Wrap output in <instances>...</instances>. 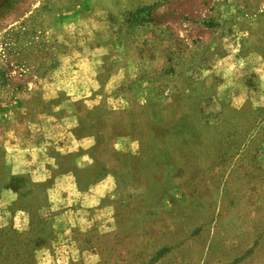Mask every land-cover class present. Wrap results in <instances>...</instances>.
Segmentation results:
<instances>
[{"label":"rangeland","instance_id":"obj_1","mask_svg":"<svg viewBox=\"0 0 264 264\" xmlns=\"http://www.w3.org/2000/svg\"><path fill=\"white\" fill-rule=\"evenodd\" d=\"M226 54L262 88L264 0H0V186L7 142L32 138L67 97L52 71L89 58L99 103H71L76 129L96 136L97 171L113 173L124 202L53 264H264V106L219 100L218 77L192 72ZM128 59L141 73L107 84ZM119 92L127 103L113 108ZM233 138L248 148L238 159L220 147ZM3 224L0 264H37L29 232Z\"/></svg>","mask_w":264,"mask_h":264},{"label":"crops","instance_id":"obj_2","mask_svg":"<svg viewBox=\"0 0 264 264\" xmlns=\"http://www.w3.org/2000/svg\"><path fill=\"white\" fill-rule=\"evenodd\" d=\"M229 57L226 54L218 60L209 57L199 61L193 76H217L219 100L246 96L252 106H264V83L259 88L254 74H250L252 78L239 76L238 66L227 65ZM127 62L128 67H116L107 84L116 87L141 73L132 59ZM75 65V69L64 64L52 71V89L65 91L67 97L52 107L48 122L40 124L41 131L33 132L32 138L17 136L7 142L10 176L0 186V221H9L18 234L29 232L37 264L75 258L80 252L78 234L89 225L106 223L124 206V202L114 199L113 173L97 171L100 159L94 151L96 136L78 132L77 115L71 104L81 100L89 109L99 103L90 96L99 85L96 64L87 58ZM80 69L83 82H73V72ZM80 90L84 93L79 94ZM111 101L113 108L124 107L126 94L114 93ZM103 168L109 169V165ZM21 199L25 201L22 203Z\"/></svg>","mask_w":264,"mask_h":264},{"label":"trees","instance_id":"obj_3","mask_svg":"<svg viewBox=\"0 0 264 264\" xmlns=\"http://www.w3.org/2000/svg\"><path fill=\"white\" fill-rule=\"evenodd\" d=\"M216 133L217 134H219V130L218 131H216ZM234 137H235V135H234ZM219 139V138H218ZM238 139L237 138H233L231 141H230V143L228 144V146H220L223 150H224V148H228V150L229 151H232V149H233V155H234V157L236 158V159H238L239 158V156L243 153V152H245V150H247L248 148H246V146H244V144H239L238 143ZM218 145V144H217ZM238 145H240V146H238ZM231 148V149H230ZM243 148H244V151H243ZM246 148V149H245Z\"/></svg>","mask_w":264,"mask_h":264}]
</instances>
